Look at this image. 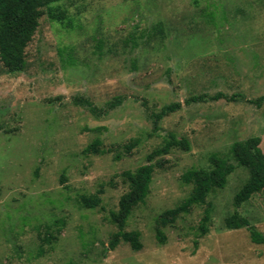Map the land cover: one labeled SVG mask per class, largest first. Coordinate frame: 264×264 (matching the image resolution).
Listing matches in <instances>:
<instances>
[{"label":"rangeland","instance_id":"obj_1","mask_svg":"<svg viewBox=\"0 0 264 264\" xmlns=\"http://www.w3.org/2000/svg\"><path fill=\"white\" fill-rule=\"evenodd\" d=\"M54 6L69 20L44 11L26 71L9 73L0 61V264H264V244L226 227L238 213L264 235V190L236 206L250 173L231 153L252 137L264 152V0ZM219 93L236 98L210 99ZM193 97L204 100L187 104ZM174 104L181 107L156 124L154 115ZM170 135L190 148L152 161L150 194L125 229L140 233L142 249L124 241L110 249L119 231L112 214L129 191L123 173L148 164ZM96 140L105 153L86 154ZM213 154L236 166L226 187L163 225L192 192L183 175L210 170ZM82 195L101 204L85 208Z\"/></svg>","mask_w":264,"mask_h":264},{"label":"trees","instance_id":"obj_2","mask_svg":"<svg viewBox=\"0 0 264 264\" xmlns=\"http://www.w3.org/2000/svg\"><path fill=\"white\" fill-rule=\"evenodd\" d=\"M69 0H0V61L9 73H21L28 68L26 58V49L32 42L39 26L40 20L47 11L50 20L65 24L69 20L66 11L54 6L55 3ZM236 97H228L219 93L211 100L226 99L234 101ZM204 100V97H193L186 101L187 104ZM264 101L261 97L257 101L260 105ZM252 102V101H250ZM91 111L97 115L98 108L88 102ZM121 104V101H115L109 104V108H115ZM181 107L180 104L165 106L160 114H155V123L157 124L164 116L175 112ZM101 112V111H100ZM107 114V111H104ZM261 138L252 137L245 141L235 142L231 147V153L239 166L249 170L250 178L243 188L236 194L234 201L237 207L248 202L251 197L264 190V152L261 149ZM139 141L134 140L127 145V152L138 146ZM100 140L94 141L85 149L86 154H104L100 150ZM189 141L185 138L177 139L175 135H170L164 145L148 155V164L141 166L135 172L126 171L123 177L129 184V191L124 194L119 201V210L112 214L114 222L119 231L114 235L110 242V249L114 250L121 241L129 243L134 251L142 249L140 242V233L136 231L127 232L126 226L133 210L140 204H143L150 194V187L153 181L155 165L152 161L163 155L168 154L172 149L179 148L184 151L189 150ZM119 160V157H117ZM212 168L191 169L183 175V182L192 184L193 189L190 196L177 208L168 210L162 220L163 225L173 224L181 214H187L191 208L196 205L206 203L207 197L213 189H223L228 183V178L235 171L236 166L229 160L213 154L210 157ZM81 204L88 209H94L101 204L98 195H82ZM210 212L207 211L201 226L202 234L208 232L206 224L210 220ZM226 227L230 230L246 228L250 233L252 243L264 244V235L257 231L250 221L235 213L226 220ZM159 235H161L159 233ZM163 244L164 237H159Z\"/></svg>","mask_w":264,"mask_h":264}]
</instances>
